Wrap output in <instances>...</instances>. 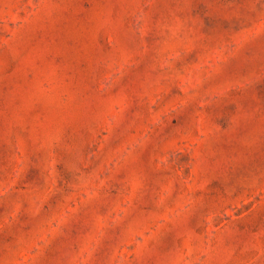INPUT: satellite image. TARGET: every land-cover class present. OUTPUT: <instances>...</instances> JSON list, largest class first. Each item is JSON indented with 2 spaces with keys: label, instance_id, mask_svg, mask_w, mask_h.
<instances>
[{
  "label": "rangeland",
  "instance_id": "obj_1",
  "mask_svg": "<svg viewBox=\"0 0 264 264\" xmlns=\"http://www.w3.org/2000/svg\"><path fill=\"white\" fill-rule=\"evenodd\" d=\"M0 264H264V0H0Z\"/></svg>",
  "mask_w": 264,
  "mask_h": 264
}]
</instances>
